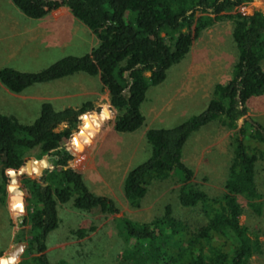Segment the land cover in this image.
I'll list each match as a JSON object with an SVG mask.
<instances>
[{"label": "trees", "instance_id": "16d2710c", "mask_svg": "<svg viewBox=\"0 0 264 264\" xmlns=\"http://www.w3.org/2000/svg\"><path fill=\"white\" fill-rule=\"evenodd\" d=\"M256 1L264 4V0H11L29 19L67 8L89 28L98 45L38 72L3 68V86L21 93L36 84L84 73L98 77L109 97L104 105L87 102L60 110L44 103L31 124L0 114V201L9 206L10 224L17 231L14 248L6 257L0 254V264H49L46 239L58 227V205L69 202L79 211L120 220L127 248L117 264H248L260 253L259 236L239 220L240 199L257 215L264 204L258 190L264 149L249 144L264 145V126L248 108L252 97L264 93V14L253 7ZM225 21L232 25L238 54L232 78L215 85L201 114L172 128L146 132L150 157L128 172L123 188L130 206L140 208L153 181L178 177L179 206L199 208L204 223L194 227L175 217L170 204L160 217L133 221L113 200L90 191L78 161L108 128L118 133L140 130L148 89L165 81L168 70L204 31ZM215 120L230 132L233 158L223 195L212 198L194 183L182 149L193 133ZM33 150L36 156L27 155ZM76 235L85 237V230Z\"/></svg>", "mask_w": 264, "mask_h": 264}, {"label": "rangeland", "instance_id": "374dc122", "mask_svg": "<svg viewBox=\"0 0 264 264\" xmlns=\"http://www.w3.org/2000/svg\"><path fill=\"white\" fill-rule=\"evenodd\" d=\"M262 4L254 2L253 7L264 14V5ZM5 9L7 12L17 11L19 15H23L13 5L11 0H0V11ZM129 14H126V18L129 17ZM2 18L3 16L0 15V22L4 24L5 20L3 18L2 21ZM7 29V25H0V46L4 45L3 43L7 38L9 43L11 38L14 37L7 32ZM231 32L232 25L226 21L210 28L209 36H206L205 40L200 39V41L195 42L196 44H194V47L192 46L187 55L178 64L173 65L169 69V75L167 74L169 84L164 83L160 89L167 91L172 88L170 84L174 85V82L177 81L178 68L186 65L191 58L192 60L204 59L218 62L222 58L223 75L221 81L223 83L228 82L232 78L233 67L238 58ZM13 40L12 42L14 43ZM210 50H216L218 54L210 57L207 54ZM22 62L21 59H13L11 61L2 59L0 65L4 67H0V70L5 67H11L20 71L37 72L48 67L44 65L43 61L24 65H22ZM262 67L264 69V62H262ZM0 85H2L1 82ZM160 86H155L156 91L160 90ZM27 103L30 105L28 106ZM27 103L25 105L30 109V113L21 116L20 122L23 124L34 122L40 109L33 101ZM190 103L185 102L186 105ZM207 105L208 102H198L197 100L193 107L190 106L191 109L188 107L186 118L177 119L172 115V119L166 120V122L162 123L160 120H156L151 124H153L155 129L172 128L192 116L201 114ZM248 108L254 119L264 126V93L260 96L252 97L248 101ZM0 114H15V107L11 97L0 96ZM238 123H241V121ZM249 144L264 149L263 144L252 142H249ZM126 148H129L128 151L130 153L136 149L139 151V154L127 165V170L108 168L117 158L126 157ZM142 148L143 140L136 138L133 134L118 133L112 128H108L94 143L87 154L88 156L85 155L78 161L90 191L113 200L123 214L133 221L149 222L154 218L160 217L164 207L170 204L175 217L185 220L194 227L204 223V218L199 208L184 209L179 206L177 199L180 186L177 183L178 177H170L164 181H153L148 188L146 196L141 201L140 208H132L130 206L124 196V181L128 170L149 159L150 149L147 148V151H143ZM232 152L230 132L222 126L220 120H215L191 135L182 149V160L194 172V183L209 197L217 198L224 193V185L228 178L233 158ZM27 155L36 156L37 152L34 150L29 151ZM258 190L264 198V167L258 175ZM239 201L243 205V214L239 219L240 224L247 227L251 232L256 233L261 243L260 253L254 255L248 264H264V204L262 213L257 215L249 210L245 200L240 199ZM58 218V227L46 239L49 264H117V257L127 248L124 228L119 219L104 218L96 211L93 213L79 211L70 202L58 205ZM11 219L12 214L9 206L3 205L0 201V254L3 253L2 257L7 256L14 248L16 241L17 231L11 226ZM79 230H85V237H77L76 234ZM31 264L34 263L31 262Z\"/></svg>", "mask_w": 264, "mask_h": 264}, {"label": "crops", "instance_id": "0c3cea01", "mask_svg": "<svg viewBox=\"0 0 264 264\" xmlns=\"http://www.w3.org/2000/svg\"><path fill=\"white\" fill-rule=\"evenodd\" d=\"M256 3L262 4L257 1ZM5 10L0 11V15L5 20L4 24L0 22V25H7V32L14 37L11 38L9 43L7 38L3 43L4 47L0 46V62L2 59L8 61L21 59L23 61L22 65L43 61L45 66H49L68 56H83L98 45L97 38L89 28L75 18L67 8H60L40 19H29L24 15H19L17 11L7 12ZM209 32L210 29L203 32L196 42L200 39L205 40L206 36H209ZM207 54L214 57L218 54V51L210 50ZM220 59L221 61L218 62L204 59L192 60L191 58L186 65L178 68L177 81L174 82V85L170 84L172 88L167 91L160 89L164 83L169 84V77L166 76L165 81L160 84L159 91H156L155 87L148 89L145 101L141 106L142 113L145 116V124L140 130L129 133L143 140V151H147V148H149L146 132L149 129H155L151 123L156 120H160L162 123L166 122V120L172 119V115L177 119L186 118L188 107H193L197 100L198 102L209 103L215 85L223 83L221 81L223 59ZM0 67L4 66L0 65ZM25 72L32 73L34 71ZM0 96L12 98L15 114L7 116H14L19 121L21 116L30 113V109L25 105L30 101L36 103L39 108L42 104L49 103L55 109L60 110L68 107H79L87 102L104 105L108 102L109 97L107 90L102 87L98 77L84 73L36 84L21 93H12L5 86L0 85ZM185 102L191 103L186 105ZM27 105L30 104L27 103ZM128 150L129 148L125 149L126 157L117 158L108 168L127 170V165L139 154L137 149L131 151V153Z\"/></svg>", "mask_w": 264, "mask_h": 264}]
</instances>
